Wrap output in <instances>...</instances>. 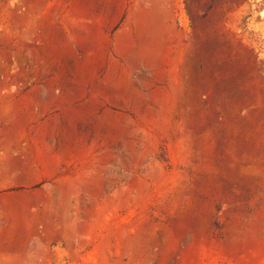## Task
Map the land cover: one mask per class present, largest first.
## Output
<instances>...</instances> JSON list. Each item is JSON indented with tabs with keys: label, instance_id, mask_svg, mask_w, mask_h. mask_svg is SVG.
<instances>
[{
	"label": "rangeland",
	"instance_id": "374dc122",
	"mask_svg": "<svg viewBox=\"0 0 264 264\" xmlns=\"http://www.w3.org/2000/svg\"><path fill=\"white\" fill-rule=\"evenodd\" d=\"M0 264H264V0H0Z\"/></svg>",
	"mask_w": 264,
	"mask_h": 264
}]
</instances>
